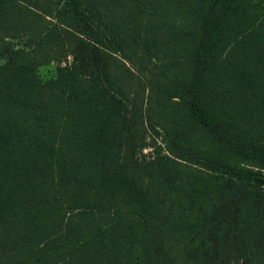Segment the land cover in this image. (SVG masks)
<instances>
[{
	"label": "trees",
	"instance_id": "1",
	"mask_svg": "<svg viewBox=\"0 0 264 264\" xmlns=\"http://www.w3.org/2000/svg\"><path fill=\"white\" fill-rule=\"evenodd\" d=\"M0 264H264L261 0H0Z\"/></svg>",
	"mask_w": 264,
	"mask_h": 264
},
{
	"label": "rangeland",
	"instance_id": "2",
	"mask_svg": "<svg viewBox=\"0 0 264 264\" xmlns=\"http://www.w3.org/2000/svg\"><path fill=\"white\" fill-rule=\"evenodd\" d=\"M263 2V7H264V0H261ZM55 68H56V63H51V64H47L45 66L40 67L37 70V75L41 80H49L51 78H53L55 76ZM118 74V72H117ZM147 140H146V144L144 147L145 152L148 154L149 151H151L152 149H150L152 147L151 143L152 141H157L158 145L161 143V137L155 136V139H153L150 133H147ZM163 146V144H162ZM143 153V152H142ZM143 153V154H146Z\"/></svg>",
	"mask_w": 264,
	"mask_h": 264
}]
</instances>
